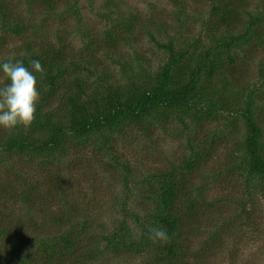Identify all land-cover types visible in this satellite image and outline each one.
I'll return each mask as SVG.
<instances>
[{"label": "rangeland", "instance_id": "rangeland-1", "mask_svg": "<svg viewBox=\"0 0 264 264\" xmlns=\"http://www.w3.org/2000/svg\"><path fill=\"white\" fill-rule=\"evenodd\" d=\"M6 1L9 12L25 21L28 31L19 37L11 34L8 27L0 26V63L17 55L25 56V47L32 45L30 42L39 48L44 46L42 30L36 34L44 10L34 8L31 11L22 0ZM104 2L57 1L60 15L71 10L67 29L74 33L70 48L76 56L85 46L75 29L79 23L98 36L97 42L103 41L105 31L110 27L99 16L104 11ZM112 2L118 6L115 16L123 20L138 19L133 33L137 42L132 47L123 43L119 46V65H113L110 59L98 54L102 66H109L115 81L122 85L127 81L123 74L131 77L134 73L136 76L142 68L157 72L169 60L168 53L144 34L146 29L155 35L157 41L166 43L169 38L178 39L179 44L199 42L203 48L216 47L217 41L225 43L231 37L244 34L252 23L257 36L227 52L216 48L217 54L224 52L218 57L221 72L213 82L218 88L226 84L224 95L237 99V108L242 107L248 92L256 91L259 96L257 112L261 118L258 114L257 117L264 120V80L261 78V71H264V0ZM73 10L79 11L82 21H76ZM257 19L260 20L256 22ZM55 29L49 28L52 39L55 38ZM101 45L92 46V52L99 49L104 52ZM130 66L134 67V72L129 71ZM7 83L0 74V86ZM242 118L224 112L216 120L201 123V126L188 121L187 130L175 115L164 113L152 132L144 134L143 130L130 129L131 135L117 147L121 163L131 168L129 186L125 183L127 173L122 167L118 168L112 159L109 161L93 152V147L71 151L68 159L60 163V169L53 164L48 171L38 160L23 163L19 157L4 158L0 161V228L16 232L23 230L20 237L28 240L26 245L31 251L39 252L42 248L39 240L34 244L32 239L58 234L59 230L52 223L54 217H69L71 208L76 210L72 217L81 223L89 217L83 218L82 208L89 205L94 223L75 257L79 261L76 262L67 252L62 258L63 264H152V250L132 255L123 247L118 255H97L96 263L90 261L89 255L109 251L102 235L104 231L108 235L115 227H120L121 222L125 223L128 235L131 233L138 243L154 221L150 214L154 202L146 200L144 204L141 201L142 196L147 195L141 190L142 182L150 181L154 187L152 190H155L159 187L157 181L166 179L162 174L174 172L179 182H186V194L180 205L185 208L192 200L194 209L187 214V230H183L182 239L186 240L188 250L175 257L171 264H264V191H252L247 187L239 168L243 155L240 148L246 135ZM12 131L0 128V136H9ZM202 153H209V156L200 168L192 172L186 170V161ZM35 190L37 195H34ZM31 203L34 206L29 211ZM124 207L127 209L125 213ZM0 253H5L3 243H0Z\"/></svg>", "mask_w": 264, "mask_h": 264}, {"label": "trees", "instance_id": "trees-1", "mask_svg": "<svg viewBox=\"0 0 264 264\" xmlns=\"http://www.w3.org/2000/svg\"><path fill=\"white\" fill-rule=\"evenodd\" d=\"M22 1L31 11L34 8L44 10L41 13L42 22L36 29V34L40 30L44 34V46L39 48L37 44L30 42L32 45L25 47V56L17 55L7 60L22 61L29 68L32 61L40 62L44 71L36 76L41 98L35 120L28 129L18 127L9 136H0V161L12 157H19L23 163L38 160L44 170L48 171L53 164L60 169V163L68 159L71 151L74 153L76 149L93 147V152L109 161L112 159L118 168L122 167L127 173L125 183L129 186L131 168L121 163L117 147L131 135L130 129L139 132L143 130L144 134L152 132L161 121L162 114L169 113L175 115L184 129L188 130V121L201 126V123L214 121L221 113L228 112L236 117L241 115L244 121L246 135L243 147L240 148L243 155L239 168L243 172L246 186L252 191H264V120L260 121L257 117V114L260 117L257 112L259 96L256 91L248 92L242 107L237 108V99H229L224 95L226 84L218 88L213 82L221 72L218 57L224 52L217 54L216 48L227 52L248 42L250 37L257 36L252 23L246 27L244 34L231 37L225 43L217 41L216 47L203 48L199 42L179 44L178 39L167 38V42L163 43L157 41L155 35L146 29L144 34L168 53L169 60L157 72H148L142 68L139 73L135 72L136 76L134 73H131V77L123 74L127 81L122 85L115 81L109 66H102V59L98 54L110 59L113 65H119V46L123 43L132 47L137 42L133 35L138 24L136 17L123 20L115 16L118 6L112 0H105L102 6L104 11L99 16L110 27L105 31L103 41L97 42L98 36L79 23L75 29L77 28V35L85 46L79 56H76L70 48L74 33H69L67 29L71 10L60 15L57 12L58 0ZM94 1L90 0L91 4ZM9 11L7 1L0 0V26L8 27L14 36L20 37L27 33L25 21ZM73 13L77 22L82 21L78 10H73ZM52 27H56L54 39L49 37V28ZM99 43H102L100 48H104V52L102 49L92 52V46ZM129 71L134 72V67L130 66ZM261 73L264 80V71ZM208 156L209 153H202L197 158L188 159L185 169L196 171ZM161 176L166 179L158 180L159 187L155 190H152L154 187L150 181L142 182L141 190L147 195H143L141 201L144 204L146 200L154 202V208L150 212L154 221L148 225L139 242L134 241L131 233L128 235L125 223L121 222L120 227H115L108 235L104 231L102 235L106 242L105 248L109 251L90 254V261L96 263L98 256L105 253L118 255L125 247L126 252L132 255L152 250V264H171L175 257L188 250L186 240L182 237L185 235L183 230H187V214L194 209L193 201H189L185 208L180 205L181 198L186 194L185 180L179 182L174 172ZM153 178L156 179L155 176ZM37 194L35 190L34 195ZM23 195L31 200L30 196L25 193ZM27 204L30 202L27 201ZM33 206L32 203L28 205L29 211ZM126 210L125 208L124 213ZM68 211L71 217L76 212L71 208ZM82 213L83 218L87 215L89 217L81 223L75 221L74 216L71 218L67 215L65 218L60 216L51 219L55 229L59 230L58 234L50 233L45 237L32 239L34 244L39 240L42 247L39 252L31 251L26 245L28 240L20 237L23 230L16 232L0 228V243H3L5 249V253H0V264H63L62 258L67 256V252L75 259L85 235L93 228L94 223L89 205L82 208ZM155 227L166 229L169 236L167 242H153L149 238Z\"/></svg>", "mask_w": 264, "mask_h": 264}, {"label": "clouds", "instance_id": "clouds-1", "mask_svg": "<svg viewBox=\"0 0 264 264\" xmlns=\"http://www.w3.org/2000/svg\"><path fill=\"white\" fill-rule=\"evenodd\" d=\"M44 69L38 60L25 67L22 61L9 59L0 63V74L8 81L0 86V128L28 129L34 122L40 100L37 73ZM153 242L165 243L169 239L166 229L155 227L149 237Z\"/></svg>", "mask_w": 264, "mask_h": 264}]
</instances>
